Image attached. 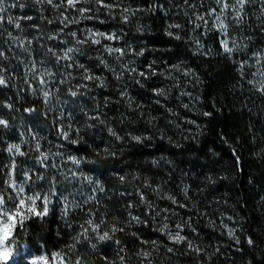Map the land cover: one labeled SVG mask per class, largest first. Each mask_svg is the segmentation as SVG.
Returning a JSON list of instances; mask_svg holds the SVG:
<instances>
[{
  "label": "clouds",
  "instance_id": "1",
  "mask_svg": "<svg viewBox=\"0 0 264 264\" xmlns=\"http://www.w3.org/2000/svg\"><path fill=\"white\" fill-rule=\"evenodd\" d=\"M0 264H264V0H0Z\"/></svg>",
  "mask_w": 264,
  "mask_h": 264
}]
</instances>
